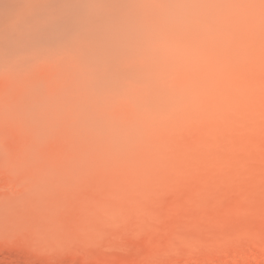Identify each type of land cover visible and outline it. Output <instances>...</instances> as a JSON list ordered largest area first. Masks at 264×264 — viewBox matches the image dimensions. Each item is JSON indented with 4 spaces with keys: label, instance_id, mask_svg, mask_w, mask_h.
<instances>
[{
    "label": "rangeland",
    "instance_id": "obj_1",
    "mask_svg": "<svg viewBox=\"0 0 264 264\" xmlns=\"http://www.w3.org/2000/svg\"><path fill=\"white\" fill-rule=\"evenodd\" d=\"M109 16L145 37L122 27L115 55ZM33 21L54 33L0 39V264H264V0H55Z\"/></svg>",
    "mask_w": 264,
    "mask_h": 264
},
{
    "label": "bare ground",
    "instance_id": "obj_2",
    "mask_svg": "<svg viewBox=\"0 0 264 264\" xmlns=\"http://www.w3.org/2000/svg\"><path fill=\"white\" fill-rule=\"evenodd\" d=\"M54 1L55 0H0V37H1L0 39H2L1 42H4V43L5 42L6 43L14 42L19 37L25 36L29 33H32V35H33V33L36 30H41L44 33H54L53 30L52 29L50 30V28L48 26H43L41 29L40 28L37 29L36 24H34V21H33L35 13L40 15L43 19H45L46 17L51 15L54 12ZM116 1H120L123 3H129V0H116ZM21 10H22L21 13H23L24 18H20L21 13H19V12ZM50 23H52V22H50ZM50 23H46L45 25H52ZM131 24L134 25L137 32H136V34H127L126 35V39H127L126 42L129 44H131L130 42L139 41L140 39L145 37L144 33L141 32L140 21L138 19H136V22L131 23L129 21L124 20L122 22V24L120 25V23L117 22L114 19V17H112V16H109L106 19L105 24L102 27V29H103L104 34H105V40H108V44L111 46V49L116 51V52H114L115 55H117V54L123 55V53H124L123 37H124V31L125 30H123L122 27H127ZM102 53H104V52H102ZM167 61H169V60H167ZM114 64L116 66H121L122 65V59H116ZM1 142H2V147H3L2 149H4V143H3L4 141L1 140ZM24 167H25L24 165L17 166V167H15V169L17 168L18 171L22 172ZM33 171L34 172H33V179L31 181L30 193L32 194L33 200L35 202L38 201L37 203H40L39 201L45 197L44 194L49 190V188H52L54 177L51 173H49V171L46 170V168L43 165H40L38 163L35 164ZM24 177L26 178L27 176H24ZM25 178H22V180ZM58 181H59V179H58ZM17 195H19V194H17ZM1 196L3 197L4 194H2ZM26 197H27V195H26ZM20 200L18 199V201H20ZM28 201H26V202H28ZM19 204H20V202H19ZM25 204H24V206H25ZM27 204H26V206H27ZM33 205H35V207H36V203H34ZM19 206L21 207V205H19ZM112 206H113V204H112ZM24 208L25 207H23V209ZM16 209L14 210V207H13L14 211H16ZM3 211H4V208L0 205V214ZM24 212H25V209H24ZM18 213L21 214L20 212H18ZM10 215H12V214H10ZM21 216H22V214H21ZM50 219H51V217H50ZM46 222H47V220H43L42 223H40L39 228H40L41 232H43L44 230L45 231L47 230L48 226H46L47 225ZM48 224H50V223L48 222ZM50 228H51V226H50ZM50 231H48V232L50 233Z\"/></svg>",
    "mask_w": 264,
    "mask_h": 264
},
{
    "label": "clouds",
    "instance_id": "obj_3",
    "mask_svg": "<svg viewBox=\"0 0 264 264\" xmlns=\"http://www.w3.org/2000/svg\"><path fill=\"white\" fill-rule=\"evenodd\" d=\"M221 10H205L201 8L200 6L194 5V4H185L178 6L175 11L174 15L181 19L186 21H191L196 18L200 17H219L222 15H225ZM213 25L210 23L208 25H205L207 28H211Z\"/></svg>",
    "mask_w": 264,
    "mask_h": 264
}]
</instances>
